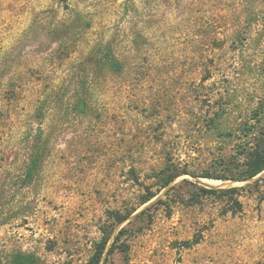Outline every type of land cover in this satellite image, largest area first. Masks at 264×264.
<instances>
[{"label":"rangeland","instance_id":"obj_1","mask_svg":"<svg viewBox=\"0 0 264 264\" xmlns=\"http://www.w3.org/2000/svg\"><path fill=\"white\" fill-rule=\"evenodd\" d=\"M263 92L264 0H0V264H89L122 228L106 264H264V171L201 176L239 159L210 117ZM167 165L191 173L141 204Z\"/></svg>","mask_w":264,"mask_h":264},{"label":"trees","instance_id":"obj_2","mask_svg":"<svg viewBox=\"0 0 264 264\" xmlns=\"http://www.w3.org/2000/svg\"><path fill=\"white\" fill-rule=\"evenodd\" d=\"M77 13L74 21L67 27L71 29V33L74 32V30L83 31L88 25V23L84 21L85 15L83 12L78 10ZM103 52L105 56L104 64L113 73L119 75L123 74L126 67L125 62L119 58L114 48L108 46ZM85 87V83H83L80 90L84 91ZM234 107L233 105V108ZM229 108L231 107L222 105V107L215 111L214 115L210 117L209 121L211 125H215L219 136L236 141V153L239 155V159L236 162L233 161V163H229L225 169L216 172L207 171L201 176L225 181H246L256 177L264 171V92L256 98L255 105L249 107V109L247 108L244 112L241 111V115L237 118L238 123L234 127L224 125V120L226 121L225 116L228 114ZM186 173H191V171L185 168L181 169L179 166L167 165L154 175L157 178L155 182H157L159 188L155 191L151 186H146L147 193L141 195L140 203L145 204L151 201L158 195L159 190L169 186L179 176ZM240 188L241 187H231L226 189V191L236 192ZM204 190L209 192V189ZM159 200L160 199H157L155 202ZM154 203L142 209L137 216L146 214ZM129 214L119 215V223L127 220ZM125 230V228L120 229L110 245L109 242L112 238V232H105L89 264H106L109 255L116 250L117 244ZM31 262V258L19 255L11 264H31Z\"/></svg>","mask_w":264,"mask_h":264}]
</instances>
